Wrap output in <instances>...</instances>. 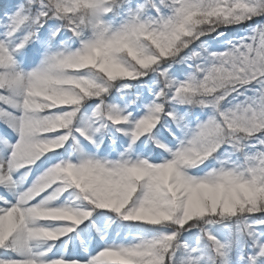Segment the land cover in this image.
Returning <instances> with one entry per match:
<instances>
[{
  "label": "snow or ice",
  "instance_id": "6c2138e0",
  "mask_svg": "<svg viewBox=\"0 0 264 264\" xmlns=\"http://www.w3.org/2000/svg\"><path fill=\"white\" fill-rule=\"evenodd\" d=\"M0 264H264V0H0Z\"/></svg>",
  "mask_w": 264,
  "mask_h": 264
}]
</instances>
